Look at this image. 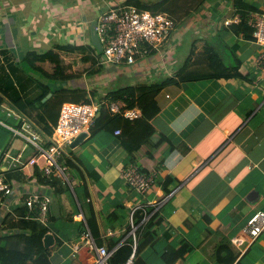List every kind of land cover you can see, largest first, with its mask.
Here are the masks:
<instances>
[{
    "label": "crops",
    "instance_id": "1",
    "mask_svg": "<svg viewBox=\"0 0 264 264\" xmlns=\"http://www.w3.org/2000/svg\"><path fill=\"white\" fill-rule=\"evenodd\" d=\"M243 1L249 6L247 11H264V0ZM112 3L128 0H0L3 103L9 105L12 100L24 104L25 111L36 115L38 109L28 103L42 96L47 83L52 90L44 100L52 96L56 87L96 91L93 99H99L101 93L94 87L101 81L100 72L89 74L91 62L81 59L86 53L55 47H96V20ZM235 10L234 0H207L183 28L175 30L167 45L133 64L121 65L118 71L126 75L119 78L117 87L125 85L127 78V84H131L172 75L190 53L182 59L178 56L182 38L187 34H193L190 50L195 49L201 62L208 60L206 51L210 47L220 51L223 44L235 45L242 62L240 71L249 75L248 80L205 78L169 84L156 95L148 118H139L129 126L89 133L76 146L94 166L97 180L88 179L77 166L68 168V153L63 156L68 179L58 173L52 174L47 184L32 178L30 184L34 189L52 196L50 214L54 218L49 222V232L55 237L53 245L61 234L62 221L71 216L72 221H83L88 227L87 215L96 217L104 245H116L128 225L131 206L150 201L148 214L161 241L142 252L147 264H216L211 253L222 235L241 249L238 259L244 258V264H264V231L253 243L243 235L249 217L264 210V68L256 63L264 47L221 22ZM54 48L71 65L69 72L75 74L65 82L50 83L46 78L45 71L52 73L54 69L51 61L37 62L41 68L34 69L24 60L27 54ZM98 64L104 65L99 59ZM105 65L110 68L109 74L116 73L113 67L120 66ZM117 129L121 130L119 134ZM9 133L0 134L1 147L25 148L22 139L12 138ZM148 133L152 135L149 137ZM136 146L137 162L145 171L155 173V185L146 195L133 191L122 175L132 163L129 151ZM156 202L160 205L155 208ZM21 212L22 208H18L7 214L5 221L0 217V264H26L30 260L24 250L9 248L1 237L14 234L11 240H15L18 233L27 232L18 227ZM121 237L120 242L124 241ZM182 245L186 247L185 257L171 261ZM50 259L53 264H96V252L83 233L72 230Z\"/></svg>",
    "mask_w": 264,
    "mask_h": 264
},
{
    "label": "trees",
    "instance_id": "2",
    "mask_svg": "<svg viewBox=\"0 0 264 264\" xmlns=\"http://www.w3.org/2000/svg\"><path fill=\"white\" fill-rule=\"evenodd\" d=\"M128 0V3L136 5L140 9H148L154 13L157 12H166L168 13L175 21L176 27H179L181 24L186 22L190 17L199 12V10L204 6L207 0ZM187 3V6L185 5ZM235 13L240 14L242 21L238 24H233L232 29L239 35L243 33L244 37H253V27L249 23V18L251 10L247 11L246 8H249L248 5L244 3L243 0H234ZM217 42H220L218 38ZM226 47V48H225ZM57 49L64 50L66 52H85L86 55L82 56L81 59L85 62H91V67L89 74H94L102 72L103 65L98 64V58L100 53L96 47H91L89 45L80 44V45H70V44H59L56 45ZM54 49H49L43 53H30L27 54L24 60L28 61L31 68L37 69L41 66L37 65V62L49 60L54 64V69L52 73L45 71V76L50 83L55 81L71 79L75 76L74 73L69 72L71 67L70 64H67L65 59L55 51ZM231 49L225 51V49ZM226 52H224V51ZM236 46H229L228 44H223V48L216 50L215 47H210L206 52L208 54V60L206 62L198 61L194 59L195 49L190 50L187 58L179 65V67L174 71L172 75H166L160 79L151 81V82H142L138 81L131 84H126L113 88L109 90L105 95L97 99L99 102H102L93 125L90 128V133L94 134L98 130L109 131L116 129L122 125L129 126L137 121L139 118L130 119L125 117L122 112H113L110 109V103L112 101L121 99L126 102V107H140L143 110L142 117L148 118L152 109H154V99L156 95L167 85L174 83H181L183 81H194L205 78H232L235 77L239 80L245 81L249 79V75H244L240 71L242 62L238 55L236 54ZM3 52V51H2ZM6 52V51H4ZM94 66L96 67L94 69ZM44 93L41 97L35 101H31L32 108L38 109L36 115H33L31 111H25L26 106L24 104L19 105L16 102L11 100L9 104L14 109L23 113L24 115H30L35 117V120L32 121L34 126L40 132V134L49 140V137L52 136L54 132V127L58 122L60 115L61 105L66 101L73 102H90L94 96H97V92L93 91L89 93L86 89L76 88V87H64V88H55L53 94L50 98L44 100V97L52 90L50 84H44ZM1 89V87H0ZM5 102V97L2 90H0V107L2 103ZM23 111V112H22ZM148 116V117H147ZM140 117V118H142ZM4 131V132H2ZM8 130L0 126V134L8 135ZM149 135V133H148ZM152 135L150 133L149 137ZM148 137V138H149ZM138 149V146L134 147L132 151H129L130 161L132 162L129 166L125 167V170L130 166H136L138 170L144 175H152L150 171H145L141 164L137 162L135 156V150ZM68 160L66 161L67 167L77 166L83 172V174L92 180H97L96 170L92 163L86 159L80 152H78L77 147L70 150L68 153ZM158 166V165H157ZM35 177L38 181H41L43 184H47L49 179L43 175V172L39 167H35ZM124 172V171H123ZM122 172V174H123ZM9 178H15L18 181L24 180V175L21 169H15L8 172ZM156 178L154 177L153 184L155 185ZM128 184V183H127ZM153 185V186H154ZM128 186L135 191V189L128 184ZM152 186V187H153ZM151 187V189H152ZM60 189V187L58 186ZM85 188V187H84ZM63 190L64 187L61 186ZM136 192V191H135ZM148 193V192H147ZM140 194V195H146ZM139 194V193H138ZM128 210V215L131 214ZM153 209V208H152ZM151 209V210H152ZM150 211L144 213V210H136L133 214L134 221L136 224H139L138 232L139 239L134 247L133 237L129 235L130 218L129 216L126 224L128 223L124 233L119 236L116 245L105 246L103 239V231L101 230L100 225L95 216H86V223L90 229L96 244L98 246H105L109 251L115 248L108 258L107 264H126L127 261L132 258L131 264H147L142 257V252L151 246L158 245L161 241L159 235L155 228V225H152V218L147 217V214ZM3 217L4 221L8 217L7 214ZM26 213H29V217H26ZM39 209L35 206L31 211L28 209L22 208L21 219L19 220L18 227L24 230H27L26 233H18V238L11 240L14 234H9L1 236L7 241V245L10 248H20L26 252L29 256V262L26 264H53L50 256L54 250L64 243L65 237H68L69 232L74 230L75 232L83 233L86 230V224L83 221H72L71 216L67 217L66 220L61 222L62 230L61 234L57 235L56 242L53 246H46L44 243L45 235L51 231V226L46 223H43L38 219ZM54 217L50 214L49 211V220H52ZM216 234H220V231H214ZM126 236V237H125ZM121 239L124 241L120 242ZM221 240L216 242L213 246L211 257L216 264H244V258H239L241 254V249L236 246L232 240L224 235L221 236ZM256 241V240H255ZM186 247L182 245L179 247L171 257V261H176L180 258H184L186 254ZM75 260V259H74Z\"/></svg>",
    "mask_w": 264,
    "mask_h": 264
},
{
    "label": "built area",
    "instance_id": "3",
    "mask_svg": "<svg viewBox=\"0 0 264 264\" xmlns=\"http://www.w3.org/2000/svg\"><path fill=\"white\" fill-rule=\"evenodd\" d=\"M242 21L240 14L234 13L224 19L227 27ZM249 23L253 27V37L259 46L264 47V11L252 12ZM95 30L101 43L100 63L116 65L133 64L169 43L176 30V21L166 12L154 13L148 9H140L130 3L112 4L103 10L96 20ZM256 63L264 68V50L260 51ZM102 102H64L61 106L58 122L51 137L45 139L33 122L23 113L3 103L0 111L11 121L0 117V126L11 133L12 138L22 139L26 146L14 149L0 146V213L16 212L18 208L31 211L35 206L39 209L38 219L49 225V211L52 196L31 186L35 177V167H39L48 179L58 173L66 176L64 162L58 160L72 149L70 144L82 131L90 133V128L99 113ZM113 112H122L130 119L140 118L143 110L140 107L128 108L124 100L118 99L110 103ZM120 129L116 130L119 134ZM21 169L24 182L9 178L8 172ZM155 175H144L136 166L125 170V180L137 193L145 194L154 185ZM68 179V178H67ZM162 202V201H160ZM159 202V203H160ZM150 201L132 205L130 214L129 235L136 246L139 239L138 227L133 214L136 210L147 211ZM152 204V203H151ZM29 217V213H26ZM150 217L147 214L145 219ZM52 231V229H51ZM264 231V210H258L247 220L243 235L250 243L257 240ZM83 238L96 252V264H107L113 250L98 246L88 227ZM130 258L126 264H131Z\"/></svg>",
    "mask_w": 264,
    "mask_h": 264
},
{
    "label": "rangeland",
    "instance_id": "4",
    "mask_svg": "<svg viewBox=\"0 0 264 264\" xmlns=\"http://www.w3.org/2000/svg\"><path fill=\"white\" fill-rule=\"evenodd\" d=\"M182 2H185L184 0H182ZM112 4H116V3H112ZM112 4H110L109 6H111ZM119 4H124V3H119ZM185 5L187 6V3H185ZM109 6H106V8H108ZM105 8V9H106ZM104 10V9H103ZM222 21H224V20H221V22ZM186 22H184L183 24H181L179 27H176V30H177V28H178V31H179V29H181V28H183L184 27V24H185ZM196 34H198V33H196ZM195 34V35H196ZM193 34H187L184 38H182V36H181V38H182V45L180 46V48H179V53H178V56H180L181 57V59L182 58H185V56H184V54H188L189 53V51H190V49H191V45H192V36ZM215 41L216 40H218L217 38H215L214 39ZM194 41H196V40H194ZM98 52L100 53L101 51H99L98 50ZM183 55V56H182ZM195 57H196V55H195ZM196 59H197V57H196ZM198 60V59H197ZM199 61V60H198ZM89 65V64H88ZM108 65H103V70H102V72H100V79H101V81H99V83L98 84H95V89H99L98 91L101 93L100 95H99V99L100 98H102V96H104V94L105 93H107L109 90H111V88H117V82H119V78L121 79V78H123L124 77V75H126V74H123L122 73V71H118L122 66L120 65V66H117V67H113V69H116V73H114V74H109L108 73V71H109V67H107ZM87 68H85V70H86ZM121 73V74H120ZM118 75H121L120 77L118 76ZM117 76V77H116ZM125 79H126V77H125ZM124 79V80H125ZM127 81H125V85L128 83V80H130L129 78H127L126 79ZM140 80H142V79H140ZM143 82V81H142ZM116 83V84H115ZM120 83H123L122 81L120 82ZM120 85V84H119ZM122 86V85H121ZM91 101H98L97 99H92ZM137 107V106H136ZM131 108H133V107H131ZM3 118H5V119H7V120H9V121H11L9 118H7L6 116H5V114L3 113V116H2ZM2 127V126H1ZM2 132H4V131H2ZM9 132V131H8ZM10 134V133H9ZM58 160L59 161H61V162H64V157H61V158H59L58 157ZM124 172H123V176H125V169L123 170ZM65 177V176H64ZM66 177L68 178V176H67V174H66ZM65 177V178H66ZM153 203V202H152ZM160 205V203L159 202H156V203H154V206H155V208L157 207V206H159ZM5 213L6 212H4V211H2L1 213H0V217H4L5 216ZM129 218H130V215H129ZM94 250V249H93ZM7 249H5V257L6 258H8V253H7Z\"/></svg>",
    "mask_w": 264,
    "mask_h": 264
},
{
    "label": "water",
    "instance_id": "5",
    "mask_svg": "<svg viewBox=\"0 0 264 264\" xmlns=\"http://www.w3.org/2000/svg\"><path fill=\"white\" fill-rule=\"evenodd\" d=\"M93 34L97 35L96 32H93ZM98 37V36H97ZM94 42H95V45L97 47V49L100 51L101 50V43L99 42V39L98 41L96 40V38H94ZM88 132L87 131H82L80 132L74 139L73 141L71 142L70 146L71 148H74L76 146H78L83 140L85 137L88 136ZM54 240H55V237H54V234L51 233V232H48L45 237H44V243L46 246H50V245H53L54 243Z\"/></svg>",
    "mask_w": 264,
    "mask_h": 264
}]
</instances>
